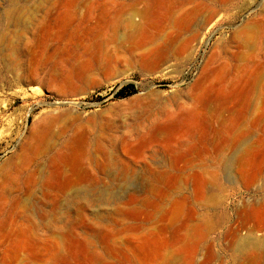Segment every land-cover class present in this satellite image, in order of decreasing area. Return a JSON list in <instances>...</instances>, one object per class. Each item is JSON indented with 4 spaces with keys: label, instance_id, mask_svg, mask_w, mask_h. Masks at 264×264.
Segmentation results:
<instances>
[{
    "label": "rangeland",
    "instance_id": "1",
    "mask_svg": "<svg viewBox=\"0 0 264 264\" xmlns=\"http://www.w3.org/2000/svg\"><path fill=\"white\" fill-rule=\"evenodd\" d=\"M0 264H264V0H0Z\"/></svg>",
    "mask_w": 264,
    "mask_h": 264
},
{
    "label": "trees",
    "instance_id": "2",
    "mask_svg": "<svg viewBox=\"0 0 264 264\" xmlns=\"http://www.w3.org/2000/svg\"><path fill=\"white\" fill-rule=\"evenodd\" d=\"M137 91V87L135 83H127L125 85H123L116 93L117 96L119 97H126L129 95H132L133 93H135Z\"/></svg>",
    "mask_w": 264,
    "mask_h": 264
}]
</instances>
